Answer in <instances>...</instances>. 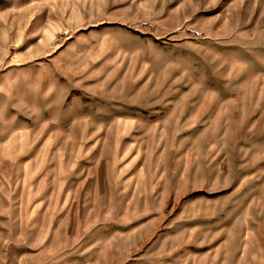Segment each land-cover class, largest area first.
Listing matches in <instances>:
<instances>
[{"label":"rangeland","instance_id":"374dc122","mask_svg":"<svg viewBox=\"0 0 264 264\" xmlns=\"http://www.w3.org/2000/svg\"><path fill=\"white\" fill-rule=\"evenodd\" d=\"M245 8L0 0V264H264V39L196 24Z\"/></svg>","mask_w":264,"mask_h":264},{"label":"crops","instance_id":"0c3cea01","mask_svg":"<svg viewBox=\"0 0 264 264\" xmlns=\"http://www.w3.org/2000/svg\"><path fill=\"white\" fill-rule=\"evenodd\" d=\"M244 3L246 6L245 10H248V14L258 12L264 15V0H244ZM186 19V13L179 14L171 10L169 12L165 11L164 17L156 21L151 19L148 20L151 26L143 27L146 31L141 32H147L152 35V38L144 37V39H170L172 36H178V33H184L179 30V24ZM232 21L231 23H227L221 20V22L217 23L216 18H213L210 20L198 21L196 24L202 31L209 32L211 36L216 39H264V17L256 19L253 23L252 21L251 23L247 22L245 19L241 21L240 18L236 16ZM221 24L222 26H219ZM187 26L197 27L189 24ZM121 28L123 27L104 26V28L99 31L92 33L90 31H85L74 36L72 39H80L79 42H81V44H84L88 39H99L100 43L107 42L109 45L113 43L112 39H141L138 34L134 35L126 30L123 31ZM210 37H205V39H213Z\"/></svg>","mask_w":264,"mask_h":264},{"label":"built area","instance_id":"2783aa9c","mask_svg":"<svg viewBox=\"0 0 264 264\" xmlns=\"http://www.w3.org/2000/svg\"><path fill=\"white\" fill-rule=\"evenodd\" d=\"M141 24L143 26H151V24L147 23V22H142ZM179 29L181 31H183L184 33H187V34L191 35L194 38L201 37V32L199 30H197L196 28L184 25V26L180 27Z\"/></svg>","mask_w":264,"mask_h":264}]
</instances>
